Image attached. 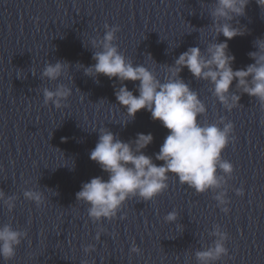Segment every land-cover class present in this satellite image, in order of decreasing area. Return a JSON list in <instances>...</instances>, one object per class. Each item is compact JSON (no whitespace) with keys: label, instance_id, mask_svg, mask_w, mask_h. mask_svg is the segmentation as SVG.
<instances>
[{"label":"water","instance_id":"water-1","mask_svg":"<svg viewBox=\"0 0 264 264\" xmlns=\"http://www.w3.org/2000/svg\"><path fill=\"white\" fill-rule=\"evenodd\" d=\"M216 7L218 0H0V229L20 233L14 255H0V264H264V106L235 79L228 103L232 95L240 99L229 109L210 80L186 66L176 77L204 103L201 124H234V140L221 154L234 171L218 167L219 186L198 192L169 173L162 193L130 196L111 218L89 217V205L76 199L83 183L108 177L89 157L100 128L123 141L151 133L143 151L158 165L155 154L169 132L146 109L129 117L117 101L122 85L138 95L139 81L87 73L105 33L116 28L112 44L161 82L190 47L206 54L224 41L216 29L225 23L244 33L227 40L233 69L255 63L249 52L264 54V6L248 0L242 14L228 18L214 17ZM58 61L61 75L44 76ZM60 86L71 94L59 106L45 103L44 90ZM217 242L226 253L197 257Z\"/></svg>","mask_w":264,"mask_h":264},{"label":"clouds","instance_id":"clouds-1","mask_svg":"<svg viewBox=\"0 0 264 264\" xmlns=\"http://www.w3.org/2000/svg\"><path fill=\"white\" fill-rule=\"evenodd\" d=\"M248 0H218V7L212 13L214 17L228 18L231 13L242 14ZM264 6V0H257ZM105 27H108L105 25ZM226 39L210 44L206 54L200 47L193 46L179 55L175 66H170V75L166 82H161L152 71L144 65H133L121 54L118 47L112 44L116 28L104 35L102 50L93 53L94 65L87 68L89 74H103L109 79L116 77L120 81H139L138 95H134L127 85H122L116 92V99L126 108L129 117H135L138 110L146 109L153 120H159L169 130L155 160L163 161L158 165L153 157L143 151L149 145L153 136L151 133H137L132 141H123L106 128L99 129V138L90 151L89 157L108 174L107 179L95 176L82 184L76 193L77 201L89 205L88 216L94 219L111 218L117 209L130 197L139 196L150 200L159 195L168 186V174H175L181 184L187 183L198 192L214 186H219L221 180L217 177V168L232 174L233 164L222 158L223 149L229 144V134L234 124L229 122L223 128L217 124H201L198 116L206 111L198 93L190 89L183 79L176 78L183 67H187L193 76L210 80L214 84V93L222 104L231 109L239 101V96L232 95L233 103H228V93L233 80L250 96H256L264 106V54L249 52L255 63L245 68L233 69L234 55L227 51V40L237 35H243L240 30L225 23L217 27ZM259 48L264 50V40L259 42ZM63 65L57 62L45 67L43 75L56 79L61 75ZM251 77V82L248 77ZM71 90L60 86L57 90H44L45 103L51 101L56 106L61 99L67 98ZM127 123V121L125 122ZM238 195H243V189H236ZM2 195V193H0ZM25 195L40 201L37 193L26 192ZM223 211L228 212L225 208ZM175 213H169L167 219L173 220ZM19 235L10 226L0 229V255L9 258L14 255V245L19 243ZM221 241L227 238L221 233ZM132 251H139L133 247ZM227 249L222 242H217L212 250L197 253L202 261L216 259Z\"/></svg>","mask_w":264,"mask_h":264}]
</instances>
